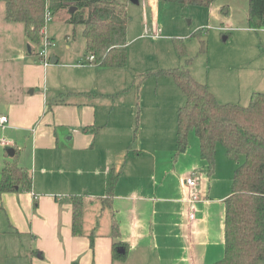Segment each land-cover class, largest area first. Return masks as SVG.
<instances>
[{
  "label": "crops",
  "instance_id": "0c3cea01",
  "mask_svg": "<svg viewBox=\"0 0 264 264\" xmlns=\"http://www.w3.org/2000/svg\"><path fill=\"white\" fill-rule=\"evenodd\" d=\"M145 1L152 7L158 5L157 0ZM142 2L145 18L146 7ZM65 40H69V34ZM27 47L22 25L5 20L4 5L0 2V54L11 49V61L15 63L13 69L10 66L5 70L9 80L1 84L0 117H6L7 122L0 126V173L4 163L14 161L32 177L30 192L18 190L0 196V218L7 233L22 235L28 238L30 246L34 245L35 250L29 252V264L219 261L223 256V202L230 190L214 198L213 189L210 191V185L206 189L202 180L205 176L211 179L216 161L213 173L207 175L205 163L196 160L199 152L196 137L190 140L192 157L188 152L190 145L185 153L175 157L176 118L171 120L161 109L143 113L140 85L132 87L137 80L159 78L152 73L160 70L136 72L132 83L124 79L113 84L112 73L107 70L126 72L127 64L125 68H103L78 63L65 69L56 67L61 79L51 85L48 78L57 69L33 66L34 55L28 53ZM52 58L56 59L54 64L59 63L57 55ZM222 86L218 87L217 96L207 86L220 104L245 106L244 102L236 101L245 99L249 103L253 94L264 92L263 79L251 82L244 97L234 95L233 91L239 87L234 77L231 80L227 77ZM42 88L43 94H37ZM174 88L178 91L175 85ZM12 90H19L20 95H12ZM48 90L54 92L51 98ZM165 100L173 104V116L175 113L177 117L185 98L177 108L174 102ZM10 148L14 150L13 157L7 154ZM187 156L192 163L186 164L190 162ZM163 157L168 159V165H162ZM227 161L231 182L236 164ZM178 162L181 167H177ZM110 171L118 174V178L111 196H107L106 178ZM170 172L173 177L177 174L180 184L171 187L166 181ZM192 173L199 196L193 205L187 201L189 189L185 184ZM72 197L84 199L83 236L79 237L72 234ZM191 209L193 220L189 218ZM114 225L118 229L115 238ZM89 235L93 237L92 247ZM114 244H118L117 249H124L123 255L117 253L123 258L113 259Z\"/></svg>",
  "mask_w": 264,
  "mask_h": 264
},
{
  "label": "trees",
  "instance_id": "16d2710c",
  "mask_svg": "<svg viewBox=\"0 0 264 264\" xmlns=\"http://www.w3.org/2000/svg\"><path fill=\"white\" fill-rule=\"evenodd\" d=\"M132 0H0L8 23L21 24L30 47L37 55L45 25V11L53 17L66 12V24L81 26L85 58H94L91 65L103 68H125L127 64V3ZM139 1V0H137ZM158 3L182 7L209 8L219 0H157ZM236 1V0H233ZM248 2L247 26L264 29V0ZM73 9V10H72ZM196 37V34L193 36ZM177 55L185 57L184 45ZM200 53H205L203 41ZM189 64V60L186 61ZM172 79L185 103L176 117L175 157L189 148L188 136L194 134L199 156L208 175L215 167L217 146L227 160L236 164L231 178V194L223 202V256L213 264H256L264 262V92L251 96L247 106L220 104L204 84L195 81L189 69L174 68L152 73ZM118 174L110 171L106 178V195L111 196ZM31 174L14 161L6 162L0 173V196L18 190L30 192ZM72 234L83 236L84 199L72 197ZM112 236H118L116 225ZM90 247L93 237L89 235ZM114 244L112 257L117 254Z\"/></svg>",
  "mask_w": 264,
  "mask_h": 264
},
{
  "label": "rangeland",
  "instance_id": "374dc122",
  "mask_svg": "<svg viewBox=\"0 0 264 264\" xmlns=\"http://www.w3.org/2000/svg\"><path fill=\"white\" fill-rule=\"evenodd\" d=\"M142 1L139 0V4L127 3L129 16L126 35L128 40L127 71L107 70L112 73L113 84L123 82L124 79H129L128 84L132 83V75L137 74L136 72L187 67L193 79L200 84L207 85L213 95L217 96L218 87L223 88L222 83L225 82L227 77L230 80L234 77L239 87H236L233 93L234 95L236 93L237 96H243L244 91L251 82L264 80V33L261 31L262 29L255 31L248 28V2L246 0H219L209 8L182 7L177 4L164 3H158L157 6L152 7L149 6V1L144 0L145 18L143 16ZM67 19L66 12H61L53 17L52 22L46 25V34L53 39L54 45L47 49V54L50 59L57 55L60 58L59 63L44 66L37 55H34L33 66L55 68V70L76 66L78 63L80 66H89L87 59L83 58L85 44L81 36L82 27L76 26L73 28L67 25ZM66 34H69L68 41L65 40ZM195 34L196 37H193ZM225 37H227L226 40H224ZM201 41H203L205 47V53L203 54L200 53ZM182 45H184L186 51V56L183 58L179 57L176 52L177 47ZM1 52L0 93L3 92L1 84H5L9 80L5 70L10 66L13 69L15 65L11 61L10 56L13 54L11 49H4ZM187 60H189V64H186ZM58 69L48 78L49 84L54 85L61 79ZM12 79H14V76L11 74L10 80L12 81ZM14 84L12 81V88L15 87ZM138 85H140L139 95L143 104V113L152 114L161 109L164 115L171 116V120L176 118L175 113L173 116V112H175L173 104H168L165 99L174 102L176 104L175 108H177L184 97L175 90L170 78L160 76L159 78L142 79V81L137 80L132 87L136 89ZM61 91L65 92L66 89H61ZM36 93L43 94V88ZM11 94L20 95V91L12 90ZM47 94L51 98L54 92L48 90ZM131 97L132 94L127 98ZM0 100L2 99L0 98ZM236 102L249 104L246 103L245 99H238ZM161 103L163 106L160 108ZM121 109H124L123 105ZM137 134H140L139 130ZM191 138L195 139L192 133L188 136L190 145L188 152L192 157ZM137 139H139V136ZM167 146L169 147V145ZM187 157L190 162L186 164L192 163V158ZM197 157L196 160L202 163L199 159V152ZM215 161V173L211 176V179L206 176L202 179L205 182L206 189L208 185H210V191L213 189L212 196L214 198L225 191L229 192V190V194H231L230 164L226 160L223 148L219 145L217 146ZM161 163L162 165H168L169 161L166 157H163ZM179 164L178 162L177 167H181L182 164ZM209 180L211 181L208 183ZM166 181L170 182L171 187L176 186L177 182L180 184L177 174L173 177L171 172L168 173ZM19 193H23V191ZM30 245L28 238L7 233L5 223L0 218V264H29V252L31 249L35 250L34 245ZM256 264H264V262L260 261Z\"/></svg>",
  "mask_w": 264,
  "mask_h": 264
},
{
  "label": "built area",
  "instance_id": "2783aa9c",
  "mask_svg": "<svg viewBox=\"0 0 264 264\" xmlns=\"http://www.w3.org/2000/svg\"><path fill=\"white\" fill-rule=\"evenodd\" d=\"M45 25L50 23L53 19V16L49 10L45 11ZM42 38H41V45L39 46L38 52H37V57L40 59L41 63L46 66L50 64V58L47 54V49L50 47H53V42L50 38L47 37L46 35V26L44 27L42 31ZM94 58L92 56L87 57V62L89 65L93 63ZM7 122L6 117H0V126H3ZM185 184L189 189V194H188V203L194 204L199 201V196L197 193V184H196V178H195V173H192L186 180ZM190 220H193L195 218L194 215V209H191V212L189 214Z\"/></svg>",
  "mask_w": 264,
  "mask_h": 264
},
{
  "label": "water",
  "instance_id": "95a60500",
  "mask_svg": "<svg viewBox=\"0 0 264 264\" xmlns=\"http://www.w3.org/2000/svg\"><path fill=\"white\" fill-rule=\"evenodd\" d=\"M132 3H135V4H138V1L137 0H132L131 1ZM73 10V9H72ZM224 40H226V37L224 38ZM27 51H28V53H30V47H27ZM56 62V59H54V58H51L50 59V64H54ZM7 154H8V156L9 157H13L14 156V150L13 149H8L7 150ZM117 253L118 254H120V255H123L124 254V249L122 248V247H119L117 250ZM39 257H40V255H38Z\"/></svg>",
  "mask_w": 264,
  "mask_h": 264
}]
</instances>
